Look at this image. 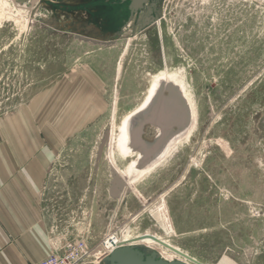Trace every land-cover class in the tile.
<instances>
[{
  "label": "rangeland",
  "instance_id": "rangeland-1",
  "mask_svg": "<svg viewBox=\"0 0 264 264\" xmlns=\"http://www.w3.org/2000/svg\"><path fill=\"white\" fill-rule=\"evenodd\" d=\"M6 1L0 144L38 160L50 237L94 247L117 233L167 261L264 264V0H161L149 29L108 37L45 0ZM160 73L180 80L189 128L130 187L116 143Z\"/></svg>",
  "mask_w": 264,
  "mask_h": 264
},
{
  "label": "crops",
  "instance_id": "crops-1",
  "mask_svg": "<svg viewBox=\"0 0 264 264\" xmlns=\"http://www.w3.org/2000/svg\"><path fill=\"white\" fill-rule=\"evenodd\" d=\"M14 146L0 144V264H36L51 253L37 197L43 176L25 144Z\"/></svg>",
  "mask_w": 264,
  "mask_h": 264
},
{
  "label": "water",
  "instance_id": "water-1",
  "mask_svg": "<svg viewBox=\"0 0 264 264\" xmlns=\"http://www.w3.org/2000/svg\"><path fill=\"white\" fill-rule=\"evenodd\" d=\"M144 1L139 0L140 5ZM153 88L144 103L132 115L126 117L120 128V132L121 129H127L126 148L134 157L133 169L137 168L139 172L153 167L168 144L181 139L190 124V111L178 87L161 79ZM170 100L174 102V106L169 105ZM146 129L154 132L151 140L145 139ZM167 249L174 251L171 247ZM178 255L188 264H202L186 254ZM90 258L95 264H185L177 260L164 261L156 251L140 245L119 246L104 258L97 249Z\"/></svg>",
  "mask_w": 264,
  "mask_h": 264
},
{
  "label": "flooded vegetation",
  "instance_id": "flooded-vegetation-1",
  "mask_svg": "<svg viewBox=\"0 0 264 264\" xmlns=\"http://www.w3.org/2000/svg\"><path fill=\"white\" fill-rule=\"evenodd\" d=\"M59 14L81 15L87 31L100 37L117 36L146 21L143 31L160 18L161 0H45ZM132 31V30H131Z\"/></svg>",
  "mask_w": 264,
  "mask_h": 264
},
{
  "label": "built area",
  "instance_id": "built-area-1",
  "mask_svg": "<svg viewBox=\"0 0 264 264\" xmlns=\"http://www.w3.org/2000/svg\"><path fill=\"white\" fill-rule=\"evenodd\" d=\"M105 235L94 247H88L84 239H51V253L36 264H90L94 260L90 258L95 250L105 256L111 253L118 245L113 240V235ZM111 235V236H110ZM120 241V238L118 239ZM107 254V255H108Z\"/></svg>",
  "mask_w": 264,
  "mask_h": 264
},
{
  "label": "bare ground",
  "instance_id": "bare-ground-1",
  "mask_svg": "<svg viewBox=\"0 0 264 264\" xmlns=\"http://www.w3.org/2000/svg\"><path fill=\"white\" fill-rule=\"evenodd\" d=\"M6 4H7V1L6 0H0V6L1 5L2 6L3 5L6 6ZM18 15H20V17L24 18L23 16H25V14H24V11L22 10V8H20L18 10ZM20 20L22 21V19H20ZM161 79H164L167 82H170V83L174 84L176 87H178V89H179L180 93L182 94V96H185V94H184V92L182 90V84H181L180 80L179 79H176L175 77H171V76H169L167 74H163V73H160L159 75L155 76V78L152 80L151 85L149 87L148 95L153 92V89H154L153 86H154V84L158 80H161ZM148 95L146 94V96H148ZM187 103H189V102H187ZM169 105H173L174 106V102L172 100H170L169 101ZM135 111H133L129 115H132ZM127 135H128L127 134V129H124V130L121 129V132H120V135H119V138H118L119 141H118V143H116L117 144V148H118L119 155L120 156H123L125 158L126 157L129 158L130 156L132 157V155L129 154V149L126 148V144H127V141H128V136ZM171 143L174 144L173 142H171ZM171 145H169V146H171ZM166 151L162 154V156L160 157V159L158 160V162L153 167L147 168V169L143 170L142 172H139L137 170V168L136 169H133V167L135 165V161H134V157H132V160L130 161V163L127 164L126 167L121 171V176L126 180V183H128L130 185V187H132L133 185L137 184L141 180V178H143L145 175H147L149 172H151V170H153L158 165V163L162 161L161 160L162 158H164V157L166 158L167 157V156H165V154L168 155L169 152H171V147L168 148V151L167 152ZM114 161H115V159H114ZM124 162H125V160H124ZM112 238H113L114 242H116L118 244L116 246V248L119 247V246H122V245H140V246H143L144 245V247H147V245L144 244L145 242L144 243L142 242L143 244H141V242L133 241V240L129 239V236H127L125 238L124 236H122V234L120 235V241L118 240L119 237H112ZM159 244H162V243H159ZM174 252H176V251L174 250ZM107 254L105 256H103V258L106 257ZM161 259H163L164 261H167L165 258H161Z\"/></svg>",
  "mask_w": 264,
  "mask_h": 264
}]
</instances>
